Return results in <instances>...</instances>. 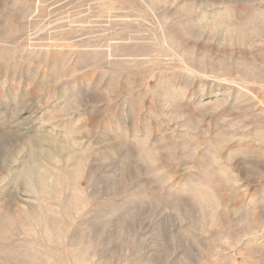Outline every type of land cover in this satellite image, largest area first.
Returning a JSON list of instances; mask_svg holds the SVG:
<instances>
[{
  "label": "rangeland",
  "instance_id": "rangeland-1",
  "mask_svg": "<svg viewBox=\"0 0 264 264\" xmlns=\"http://www.w3.org/2000/svg\"><path fill=\"white\" fill-rule=\"evenodd\" d=\"M0 264H264V0H0Z\"/></svg>",
  "mask_w": 264,
  "mask_h": 264
},
{
  "label": "bare ground",
  "instance_id": "bare-ground-1",
  "mask_svg": "<svg viewBox=\"0 0 264 264\" xmlns=\"http://www.w3.org/2000/svg\"><path fill=\"white\" fill-rule=\"evenodd\" d=\"M10 225H11V224H8L7 227L10 226Z\"/></svg>",
  "mask_w": 264,
  "mask_h": 264
}]
</instances>
